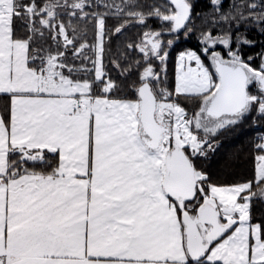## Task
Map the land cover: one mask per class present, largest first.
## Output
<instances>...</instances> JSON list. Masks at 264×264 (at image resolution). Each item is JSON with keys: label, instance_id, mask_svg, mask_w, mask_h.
I'll return each instance as SVG.
<instances>
[{"label": "snow or ice", "instance_id": "6c2138e0", "mask_svg": "<svg viewBox=\"0 0 264 264\" xmlns=\"http://www.w3.org/2000/svg\"><path fill=\"white\" fill-rule=\"evenodd\" d=\"M261 129L264 0H0V264H264Z\"/></svg>", "mask_w": 264, "mask_h": 264}, {"label": "trees", "instance_id": "16d2710c", "mask_svg": "<svg viewBox=\"0 0 264 264\" xmlns=\"http://www.w3.org/2000/svg\"><path fill=\"white\" fill-rule=\"evenodd\" d=\"M207 4V3H206ZM196 41L194 40L192 43H181V47H195ZM260 131H264V129H261ZM248 137H244L243 141H247ZM240 145L237 144L236 147H239ZM225 151H229V149H225Z\"/></svg>", "mask_w": 264, "mask_h": 264}, {"label": "flooded vegetation", "instance_id": "af4514ba", "mask_svg": "<svg viewBox=\"0 0 264 264\" xmlns=\"http://www.w3.org/2000/svg\"><path fill=\"white\" fill-rule=\"evenodd\" d=\"M207 3V0H200L201 7L203 8ZM194 40L191 41H183L182 43H192ZM195 45V44H194Z\"/></svg>", "mask_w": 264, "mask_h": 264}]
</instances>
